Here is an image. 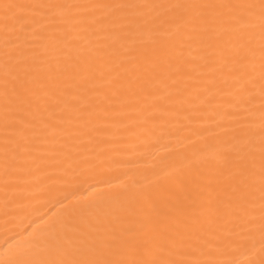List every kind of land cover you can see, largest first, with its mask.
Wrapping results in <instances>:
<instances>
[{"label":"snow or ice","instance_id":"obj_1","mask_svg":"<svg viewBox=\"0 0 264 264\" xmlns=\"http://www.w3.org/2000/svg\"><path fill=\"white\" fill-rule=\"evenodd\" d=\"M44 8L112 12L94 18L103 31L100 43L77 45L53 63L38 52L26 56L12 39L15 26L26 24L21 12ZM0 23L5 36L0 99L6 132L30 124L23 116L25 108L39 110L43 104L48 117L41 129L55 136L62 131L56 105L63 103L68 120H79L81 102L91 104L88 94L100 95L104 88L107 104L122 96L154 109L158 101L188 93L195 77L198 88L220 94L216 104L226 111L218 126L226 118L239 121L232 142L213 148L205 160L173 169L139 190L135 182L123 184L129 199L112 210L102 231L92 226L88 236L57 234L46 248L23 252L9 264H234L217 258L227 246L221 236L224 225L233 222L248 225L249 239L258 227L260 258L247 264H264V0L66 5L2 0ZM193 48L201 53L198 61L186 54ZM257 94L258 128L251 119ZM20 149L5 136L6 164L9 151Z\"/></svg>","mask_w":264,"mask_h":264},{"label":"bare ground","instance_id":"obj_2","mask_svg":"<svg viewBox=\"0 0 264 264\" xmlns=\"http://www.w3.org/2000/svg\"><path fill=\"white\" fill-rule=\"evenodd\" d=\"M2 2V0H0ZM39 4H108L114 0H19ZM111 9L85 11L55 8L29 10L24 27L15 26L12 39L24 54L40 53L48 62L70 55L74 47L101 42L103 31L97 19ZM55 20L56 23H50ZM5 36L0 23V64ZM186 54L198 61V49ZM199 77L189 82V92L171 101H158L148 108L142 101L115 96L104 100L107 88L81 102L79 120H68L63 103L55 106L62 131L45 134L41 123L48 117L43 104L25 108L30 124L4 129V106L0 99V264L21 258V253L46 248L58 234L88 236L92 226L108 224L112 210L127 203L123 184L135 182L136 190L158 177L191 162L205 160L213 148L232 142L239 121H217L226 108L217 106L220 94L198 88ZM182 101V103H181ZM149 103H152L149 101ZM15 112V105L10 109ZM251 118L259 126L257 94ZM67 121V122H64ZM21 145L4 156L5 136ZM258 204V201H257ZM258 224V208H257ZM224 225L221 236L227 245L217 256L234 264L259 259L261 235L258 227L249 239L248 225ZM231 241V243H229ZM255 251V257L251 252Z\"/></svg>","mask_w":264,"mask_h":264}]
</instances>
